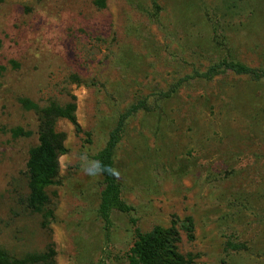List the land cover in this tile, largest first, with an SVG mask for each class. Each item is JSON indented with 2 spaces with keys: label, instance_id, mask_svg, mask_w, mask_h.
Segmentation results:
<instances>
[{
  "label": "rangeland",
  "instance_id": "rangeland-1",
  "mask_svg": "<svg viewBox=\"0 0 264 264\" xmlns=\"http://www.w3.org/2000/svg\"><path fill=\"white\" fill-rule=\"evenodd\" d=\"M0 247L15 257L53 241L58 264H130L136 230L191 217L179 251L197 264H264V0H2L0 4ZM77 78V79H76ZM77 80V81H76ZM77 98L67 120L60 184L49 189L51 233L27 208V161L40 108ZM114 159L129 212H99L104 182L89 174L120 116ZM22 128L30 137L14 138Z\"/></svg>",
  "mask_w": 264,
  "mask_h": 264
},
{
  "label": "trees",
  "instance_id": "trees-1",
  "mask_svg": "<svg viewBox=\"0 0 264 264\" xmlns=\"http://www.w3.org/2000/svg\"><path fill=\"white\" fill-rule=\"evenodd\" d=\"M2 0H0V4ZM98 10L107 8L108 0H93ZM2 40L0 38V48ZM232 71L237 75H247L257 80L264 79V71L245 65L222 61L210 67L204 77H216L222 72ZM77 79V78H76ZM77 81V80H76ZM25 111H34L39 115L38 143L29 151L27 161V208L40 218L41 228L51 233V225L55 219L50 206L49 189L60 184V155L65 151V135L58 131L59 120H67L77 132L82 128L77 120V98L70 95V101L64 105L55 102L40 108L29 99L19 100ZM143 109L142 104L131 107L122 114L116 127L109 134L105 147L99 151L95 159L102 169H114V159L122 140L127 120ZM31 132L22 128L12 131L14 138L30 137ZM104 189L101 193L99 212L106 223L110 222L113 210L129 212L131 210L122 200L121 187L116 172L101 171ZM190 241L195 239V225L191 217L183 220L174 219L170 227L156 226L150 232L136 230V241L128 256L130 264H197L193 254L183 255L179 251L181 231ZM0 264H58L55 243L51 241L42 252L26 254L22 257L13 256L8 250L0 247Z\"/></svg>",
  "mask_w": 264,
  "mask_h": 264
},
{
  "label": "clouds",
  "instance_id": "clouds-1",
  "mask_svg": "<svg viewBox=\"0 0 264 264\" xmlns=\"http://www.w3.org/2000/svg\"><path fill=\"white\" fill-rule=\"evenodd\" d=\"M101 171H112V172H115L114 169H102V168H100L99 165H93V168L91 170H89V174H91V175H97Z\"/></svg>",
  "mask_w": 264,
  "mask_h": 264
}]
</instances>
